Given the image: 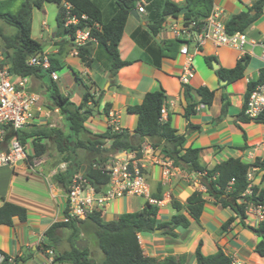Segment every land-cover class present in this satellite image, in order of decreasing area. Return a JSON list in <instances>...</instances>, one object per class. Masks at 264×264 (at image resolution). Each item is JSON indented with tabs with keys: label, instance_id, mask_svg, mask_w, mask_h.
Returning a JSON list of instances; mask_svg holds the SVG:
<instances>
[{
	"label": "crops",
	"instance_id": "crops-1",
	"mask_svg": "<svg viewBox=\"0 0 264 264\" xmlns=\"http://www.w3.org/2000/svg\"><path fill=\"white\" fill-rule=\"evenodd\" d=\"M94 1L101 7L104 19L109 20L115 11V3L112 0ZM173 1L182 2L183 0ZM257 1L214 0V6L221 12V19L227 23L233 16L249 11ZM58 11L59 7L57 14ZM44 12L47 13L46 10ZM252 14L254 15L255 12L253 11ZM138 16L139 18L129 16L119 46L121 59L131 64L120 69L115 77L111 76L107 67L97 60L92 61L90 66H86L78 56L75 40L73 41L70 35L60 32L57 20L55 27H49L46 22H43L44 34L39 39L33 37L42 44L43 55L57 59L62 67L54 73L57 79H53L60 92L70 97L77 105L82 102V96L87 91L96 100L97 103L90 101L85 107L91 111L85 123L88 131L102 134L109 128L119 127L133 134L138 124V116L130 114L128 108L142 104L147 93L163 90L167 98L162 120L169 121L180 135L186 137V147L201 149L200 157L203 166L211 168L230 157L242 158L245 154H248L249 160L264 157V148H258L263 142L252 141L248 135L247 129L251 123L242 125L247 141L242 130L237 126V116L244 104L247 85L250 81H256L261 69L264 68L260 49H255L254 55L244 56L237 49L218 46L212 41H207L199 50L195 49L193 43H188V52L192 56L191 66L195 72L194 78L188 85L194 89L207 87L215 91L212 105H198L197 113L188 121L184 117L188 99L185 97L184 85L180 81V75L188 59V56L181 53L184 41L180 40L182 41L180 49L174 56L161 59L160 68L155 65L157 52L149 51L151 47L157 48L166 40H179L174 35L173 26H182L183 17L167 18L159 35L149 38L146 13H138ZM246 34L250 39L264 41V9L260 19L247 29ZM93 51L96 54V45H93ZM206 57L215 58L212 66L207 64ZM245 58L249 60L243 79L227 84L226 81L218 78L216 74L218 69L235 68ZM214 62L217 63L218 69L213 67ZM223 82L226 84L224 85ZM50 85L51 80L47 76L29 78L28 90L39 95V101L34 110L33 121L24 129L27 132L48 133L47 137L42 138V143L48 147L47 152L40 157H35L34 138H30L26 143L28 161L19 163L16 168L0 167V207L5 202H9L28 211V219L25 222L15 218L10 226L0 224V251L18 260L19 264H51L44 249L45 246H51L49 249L59 254L70 251L73 242L77 239L72 232L68 238L69 242L67 241L64 229L69 228L58 229L54 235L55 240L46 236L47 231L55 223L62 222L67 207L66 187L56 180L59 173H66L67 170H63V165L67 162L62 161L50 131L60 129L65 134L69 133L65 114L50 99ZM224 94L228 95L230 106L226 115L220 119ZM192 97L194 100H199L195 92H192ZM217 98L219 101H216ZM190 124L193 127L189 126ZM258 126L262 125L258 124ZM38 137L41 138L40 135L35 136L37 139ZM109 145L108 143L106 147ZM6 146L7 144L2 145L1 149L4 150ZM148 146L152 145L145 140L142 147ZM246 146L245 151L240 150ZM145 158V174L150 196L158 201L160 222L169 220L175 214L172 207L173 201L185 206L188 198L195 191L205 193L206 189L199 175L176 166L171 170L170 176L166 175L164 162L167 160L164 159L160 148H153V151L148 152ZM92 159L93 155L89 151L78 150L75 157V168L78 172L73 174H84ZM252 185L264 187V171L256 173ZM156 195L161 196V200L154 198ZM132 198L140 199V201L132 200ZM206 199L207 203L200 219L190 218L189 228L175 229L176 237L163 235L162 230L140 233L139 241L144 255L158 260L169 256L185 257L186 264H197L195 253L198 245L202 243L201 252L205 256L214 255L222 250L232 259L244 263L264 264V257L254 252V247L261 238L248 227L257 228L261 222L247 215V226L236 219L227 230L222 231V226L236 214L230 207L225 208L215 204L209 198ZM132 204L135 205V209H132ZM146 204V198L116 199L103 209L102 217L106 222L114 221L123 213L142 210ZM183 213L190 217L187 210H183ZM82 239L87 240V238Z\"/></svg>",
	"mask_w": 264,
	"mask_h": 264
},
{
	"label": "trees",
	"instance_id": "trees-1",
	"mask_svg": "<svg viewBox=\"0 0 264 264\" xmlns=\"http://www.w3.org/2000/svg\"><path fill=\"white\" fill-rule=\"evenodd\" d=\"M17 1H0V20L17 29V33L14 35H6L0 29V50L4 49L2 52L3 64L8 67L12 75L28 78L48 76L51 80L50 99L65 114L69 131L68 134L60 129H51L50 131L54 136L55 147L62 156V161L69 164L66 173H59L56 180L62 182L65 187L67 186L73 173L78 172L75 168V157L78 150L85 149L93 155V159L83 174L84 179L97 192L104 193L110 181V174L106 170L110 159L120 151H139L142 148V143L148 140L154 149L160 148L165 160L173 161L174 166L201 176V183L206 189L205 193L195 191L188 198L185 206L173 201L172 207L175 214L167 221L160 222L159 206L147 202L142 210L123 213L114 221H104L102 213L95 211L89 214L86 220L78 223H55L46 233L49 239L55 240V232L61 228L71 229L73 236L77 239H88L90 235H94L97 247L103 254L101 264H186L185 257L169 256L163 260L146 257L139 241V234L162 230L163 235L176 237L175 229L179 227L189 228L191 226L190 218L200 219L207 203L206 198L225 208L230 207L236 214L222 226V231L227 230L236 219L247 226L248 207L252 204L264 206V187L252 185L248 180L251 167L254 166L260 171H264V157L255 158L253 163H246L241 157H230L211 168L203 166L200 157L201 149L186 147V137L180 135L169 121L162 120V110L167 98L163 90L147 93L142 104L128 108L130 114L138 116V124L133 134L125 130L114 132L112 128L102 134L91 133L85 125L91 111L85 107L90 101L97 103L92 94L88 91L85 92L79 105L73 103L70 97L63 95L52 77L62 68L55 58L50 57L51 66L47 70L27 65L28 60L34 54L35 56H43L44 52L42 44L32 37L33 10L34 8L42 9L46 3H55L59 7L56 20L61 33L70 35L74 41L79 30L89 29L91 37L96 40V43L90 42L85 46L78 47L80 60L86 66H90L92 61L97 60L107 67L111 76L115 77L120 69L131 64V62L121 59L119 46L128 18L132 11L137 10V0H113L115 11L109 20L104 19L101 7L93 0H23L20 9L16 12L11 13L4 10L7 3ZM146 1L147 35L149 38L159 35L169 17L179 19L182 16L184 24L187 26L191 22L202 25L214 7V0ZM65 5H70L71 9L67 10ZM184 8H187L188 11L182 13ZM263 9L264 0H258L249 11L233 16L226 23L228 33L246 32L252 24L260 19ZM253 11L255 12L254 15L252 14ZM72 18H77L79 22L67 24ZM134 37L136 38V34ZM181 43L180 40H166L157 48L151 47L150 52H157L156 67H161L162 58L174 56L180 49ZM93 45L97 46L96 54H94ZM205 60L209 66H212V61L215 58L206 57ZM248 60V58L243 59L232 69H218L216 71L218 78L221 81H226L227 84L243 79ZM260 84H264V68L261 69L256 81L248 83L244 104L237 116V126L242 130L246 141L247 135L242 125L250 124L252 121L244 114L245 101L253 89ZM184 89L185 97L188 99L184 117L188 121L197 113L198 105L211 106L214 102L215 91H211L207 87L194 89L189 85H184ZM192 92H195L199 98L198 101L194 100ZM222 101L220 119L226 115L230 106V99L227 94L222 96ZM107 112L109 111L107 110ZM255 123L264 125V113ZM189 126L193 127L192 124ZM38 135L41 138H35ZM47 135L48 133L45 132L21 130L10 134L6 138L5 144H8L13 136H17L23 144H26L28 139L34 138V155L40 157L48 150L47 145L42 143V138L47 137ZM108 143L110 145L106 147ZM246 148L247 146L240 150L245 151ZM249 190L250 194L248 193ZM154 198L161 200L159 195L154 196ZM183 210H187L190 217L186 216ZM15 218L25 222L28 219V211L18 205L5 202L0 207V224L10 226ZM248 227L261 238V241L255 245L254 252L264 257V222H261L257 228ZM75 242H73L70 251L56 254V263L98 264L94 252L90 251L89 247L80 251L76 248ZM201 245L202 243L198 245L195 253L197 264H232V258L222 250L214 255L205 256L201 252ZM50 247L47 245L44 249L47 250ZM0 253L5 256L4 261L0 264H10V257L1 251ZM15 261L16 264H19L18 260Z\"/></svg>",
	"mask_w": 264,
	"mask_h": 264
},
{
	"label": "built area",
	"instance_id": "built-area-1",
	"mask_svg": "<svg viewBox=\"0 0 264 264\" xmlns=\"http://www.w3.org/2000/svg\"><path fill=\"white\" fill-rule=\"evenodd\" d=\"M146 0H137V11L140 14L146 13ZM71 9L70 5H65ZM85 18V17H83ZM79 20L72 18L67 24H76ZM174 35L177 39L183 40L181 53L188 56L184 71L180 75L183 85L190 84L195 76L192 69V56L188 52V43H193L196 50H199L207 41H212L218 46H229L241 51L244 56L254 55L255 49H260V57L264 64V41L250 39L246 32L228 33L226 23L221 19V12L214 6L210 15L202 25L191 22L188 26H173ZM96 43L91 37L90 30H79L75 37L77 47L85 46L88 43ZM2 51L0 50V147L6 143L10 134L17 133L28 127L34 119V110L39 101V95L28 90L29 78L12 75L7 66L3 64ZM28 66L40 67L44 70L50 68L48 56H33L27 62ZM56 80L57 76L52 75ZM200 108V107H199ZM198 109V107H197ZM164 113V110H162ZM264 113V84L257 85L245 101L244 114L252 122H256ZM262 125V124H260ZM114 132H122L119 127H114ZM264 145V143H262ZM153 147H142L139 151H120L115 154L106 166L110 174V181L107 190L99 193L90 185L81 173L73 174L66 186L67 207L62 222L78 223L86 220L89 214L101 212L112 201L125 197L146 198L147 202L157 205L158 201L150 196L148 180L145 174L146 156L152 152ZM29 154L26 144H23L17 136H13L4 150L0 149V167L16 168L19 163L26 162ZM166 165L165 174L170 176L171 170L175 168L173 161L164 162ZM68 163H64L63 170L66 171ZM260 169L251 167L248 173V180L252 184L256 173ZM250 194V190L248 191ZM247 215L255 217L264 222V206L250 205ZM46 254L51 264L56 263V253L53 249H47ZM5 256L0 253V262ZM15 259L9 258L10 264H16ZM232 264H247L240 260L232 259Z\"/></svg>",
	"mask_w": 264,
	"mask_h": 264
},
{
	"label": "rangeland",
	"instance_id": "rangeland-1",
	"mask_svg": "<svg viewBox=\"0 0 264 264\" xmlns=\"http://www.w3.org/2000/svg\"><path fill=\"white\" fill-rule=\"evenodd\" d=\"M94 1V0H93ZM113 1V0H112ZM23 0H18L17 2H10L6 4V9H4L6 12H16L17 10L20 9L22 5ZM46 10V14L45 11ZM58 10V5L55 3H46L44 6V9H37L34 8L33 10V31H32V37L35 38H40L41 35L44 34L43 31V22H46L49 27H55L56 25V14ZM0 29L4 32L6 35H14L17 33V29L5 24L3 21L0 20ZM257 53L259 52L258 50L256 51ZM48 77V76H47ZM236 93V92H235ZM239 93V92H237ZM221 92L219 93V95ZM216 101H219V98L216 99ZM260 125V124H259ZM248 135L251 137L252 141L255 140H261L264 143V125L258 126V124L251 122L250 126H248ZM258 148L263 149L264 145L260 144ZM248 154H245L244 157H242V160L246 163H253L255 158H251L249 160ZM259 174V173H258ZM137 198H132V200H136ZM131 200V199H130ZM140 201V199H137ZM135 205H131L132 209H135ZM64 232L66 233V238L67 241L69 242V236L72 234V231L69 229H64ZM81 239H76L75 244H77L78 241ZM88 241V247L90 251L94 252L95 254V260L98 262V264H101L102 259H103V254L99 250L96 244V239L94 235H90L87 239ZM87 247V248H88Z\"/></svg>",
	"mask_w": 264,
	"mask_h": 264
},
{
	"label": "water",
	"instance_id": "water-1",
	"mask_svg": "<svg viewBox=\"0 0 264 264\" xmlns=\"http://www.w3.org/2000/svg\"><path fill=\"white\" fill-rule=\"evenodd\" d=\"M187 11H188L187 8L182 9V13H185ZM131 15L134 16V17H136V18H139L138 11L137 10L132 11L131 12ZM1 51L4 52V49H2ZM33 56H35V54ZM243 64L245 65V62H243ZM213 67L215 69H218V65H217L216 62L213 63ZM223 84L225 85L226 82H223ZM253 123H255V122H253ZM157 231H161V230H157ZM75 246H76V248L78 250L83 251V250H85L88 247V241L86 239H82V240L78 241ZM92 263H94V261H92Z\"/></svg>",
	"mask_w": 264,
	"mask_h": 264
}]
</instances>
